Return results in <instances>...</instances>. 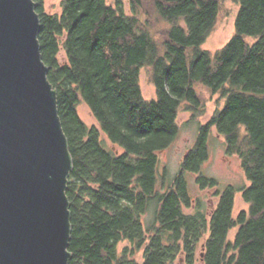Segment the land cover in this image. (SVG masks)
Returning a JSON list of instances; mask_svg holds the SVG:
<instances>
[{
  "label": "trees",
  "instance_id": "16d2710c",
  "mask_svg": "<svg viewBox=\"0 0 264 264\" xmlns=\"http://www.w3.org/2000/svg\"><path fill=\"white\" fill-rule=\"evenodd\" d=\"M46 1L34 0L41 54L74 167L69 264H140L137 252L142 264H264V0H230L239 6L235 34L215 53L202 47L223 0H128L130 14L123 0H62L59 14ZM144 68L155 100L143 95ZM197 85L226 105L200 124L180 173L159 192L168 175H159V153L180 133L182 106L201 110ZM82 103L98 126L81 118ZM214 130L239 158L248 187L221 192L216 179L201 175ZM187 174L201 190H215L211 213L190 195ZM239 193L249 209L235 218ZM125 241L132 251L119 254Z\"/></svg>",
  "mask_w": 264,
  "mask_h": 264
},
{
  "label": "water",
  "instance_id": "95a60500",
  "mask_svg": "<svg viewBox=\"0 0 264 264\" xmlns=\"http://www.w3.org/2000/svg\"><path fill=\"white\" fill-rule=\"evenodd\" d=\"M34 0H0V264H69L74 169Z\"/></svg>",
  "mask_w": 264,
  "mask_h": 264
},
{
  "label": "rangeland",
  "instance_id": "374dc122",
  "mask_svg": "<svg viewBox=\"0 0 264 264\" xmlns=\"http://www.w3.org/2000/svg\"><path fill=\"white\" fill-rule=\"evenodd\" d=\"M61 1L62 0H47V11L52 14L61 13ZM123 1L125 3L126 13L130 14L131 6L129 1ZM108 2L114 4V0H108ZM223 2L224 11L220 15L215 29L202 47L203 50H207L211 53H215L225 47L235 34V20L239 6L230 0H223ZM140 84L144 97L147 100H155L156 90L151 82L149 69L144 68L141 71ZM196 88L202 97L201 110L199 112L193 110L189 111L186 105L182 106L178 116V124L181 126L180 133L169 148L159 153V175L162 176L166 170L168 171L165 187H162V183L160 182L158 187L159 192H164V189L170 186L174 182L176 176L180 173L184 157L194 148L200 124H206L217 111H222L226 105V99L221 95H213L202 85H197ZM79 114L87 125L98 126L97 120L86 104L82 103L79 106ZM105 143L109 149L116 151L117 153H122V150L119 147L113 145L106 138ZM209 150L210 155L201 169V175L216 179L219 182V191L223 192L230 186H233L236 189H243L250 185L240 167L239 158L228 152L224 137L218 134L216 130L212 133ZM195 179L196 176L194 174L186 175L190 195L195 201L201 200L206 205L208 212L211 213L218 203L215 190H201L196 184ZM153 209L154 208L152 207L142 219L145 229L149 227L153 220ZM248 209L249 205L243 200L242 194H237L234 217L236 218L241 211H247ZM235 233L236 230L231 232V239L234 238ZM126 248H129V251H132L133 246L128 241L120 243L118 245L119 254H122ZM135 259L142 264L143 253H135ZM199 264H202V262H199Z\"/></svg>",
  "mask_w": 264,
  "mask_h": 264
}]
</instances>
